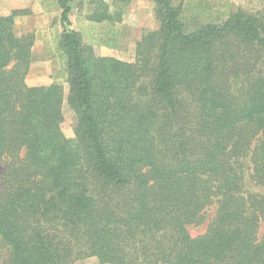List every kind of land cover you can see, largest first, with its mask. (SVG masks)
I'll list each match as a JSON object with an SVG mask.
<instances>
[{
	"label": "trees",
	"instance_id": "obj_1",
	"mask_svg": "<svg viewBox=\"0 0 264 264\" xmlns=\"http://www.w3.org/2000/svg\"><path fill=\"white\" fill-rule=\"evenodd\" d=\"M38 1L61 11L48 84L27 83L30 11L0 17V264H264V10L193 6L191 29L183 4L153 0L158 28L124 61L72 16L86 6L117 48L133 0Z\"/></svg>",
	"mask_w": 264,
	"mask_h": 264
},
{
	"label": "rangeland",
	"instance_id": "obj_2",
	"mask_svg": "<svg viewBox=\"0 0 264 264\" xmlns=\"http://www.w3.org/2000/svg\"><path fill=\"white\" fill-rule=\"evenodd\" d=\"M175 5L183 4L184 13L189 23V27L194 29L200 23V21H195V9L193 6H203L211 8L215 14H225L228 15L231 12L236 11L238 8L244 9L249 13H257L264 10V0H173ZM84 12L82 15H79L78 10H74L72 20L75 28L85 27L83 16L85 14L86 6H84ZM198 16V15H197ZM51 23L49 21H43L42 23H33L34 26H37L41 30L47 27ZM98 26V25H97ZM104 25H99L94 30L92 36L86 34L87 37L92 39H87V42L93 43L94 50L97 56H112L114 55L117 58H120L125 61H133L135 59V48L137 41L141 38L143 33L148 30H154L158 28V22L155 17V3L153 0H133L131 4L127 7L126 12L123 16V22L119 24L116 28H121L122 37L120 38L119 47L114 50H110L108 47L103 44H100L104 40L99 34ZM105 28V27H104ZM19 33L25 31V26H21L18 29ZM105 31V30H104ZM103 31V32H104ZM105 33V32H104ZM43 35V33H42ZM41 35V36H42ZM47 36V35H46ZM93 36L95 40H93ZM100 41V42H99ZM44 53L42 50L36 51L35 59H39L43 65H37L36 71H33L27 79V83L30 86H36L39 84H48L53 81L52 76L57 72V66L53 65L51 57H48V60L43 61ZM41 70V72H39ZM65 87V95L67 97L69 88L67 85ZM65 113V122L63 124V131L67 138L74 137V127H75V116L74 113L70 110L67 105V102L64 106ZM249 160L246 162L248 166ZM6 169V162L0 163V179H2ZM245 193L257 192L258 189L254 187L248 180L245 184ZM217 212L216 204L210 206L205 211L206 222L200 226H190L189 231L193 236H199L206 232L209 222L215 217ZM264 231V218L261 221V233ZM76 264H100L96 258H90L77 262Z\"/></svg>",
	"mask_w": 264,
	"mask_h": 264
},
{
	"label": "crops",
	"instance_id": "obj_3",
	"mask_svg": "<svg viewBox=\"0 0 264 264\" xmlns=\"http://www.w3.org/2000/svg\"><path fill=\"white\" fill-rule=\"evenodd\" d=\"M15 10H29L30 11L29 15L21 16L16 20V25H15L16 32L19 33L18 29H20L21 26H25V31L19 34H26V33L32 32V33H35L37 37L36 44L33 48V63L30 69V73H29V75H31L33 71H36L37 65L38 66L43 65L39 59L37 60L35 59L37 50L38 52L42 50V52L44 53L43 61L44 59L48 60V57L50 58V55L48 54V52L54 45V38L59 28L57 21L60 18L61 11L55 8H52V9L46 8L38 0H0V17L7 16L12 11H15ZM49 20H51V23L47 27L43 28V30L33 25L34 22L42 23L43 21L47 22ZM84 25L85 27L93 26L95 29L96 27L99 26V25L97 26L96 24L89 23L87 21H84ZM102 27L104 28V26ZM103 28L101 30H103ZM108 48L110 50L117 49L113 47H108ZM108 57H115V56L112 55ZM117 59H120V58H117ZM39 72H41V70Z\"/></svg>",
	"mask_w": 264,
	"mask_h": 264
}]
</instances>
